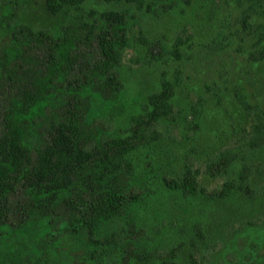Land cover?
<instances>
[{
    "label": "trees",
    "instance_id": "obj_1",
    "mask_svg": "<svg viewBox=\"0 0 264 264\" xmlns=\"http://www.w3.org/2000/svg\"><path fill=\"white\" fill-rule=\"evenodd\" d=\"M42 1L55 13L85 0ZM104 1L129 3L138 12L160 16L181 0ZM16 14L15 7H0L5 45L0 47V264H55L52 255L59 254L66 238L82 239L72 257L80 251L94 264H172L174 256L157 252L155 237L134 214L156 193L154 183L184 201L203 196L226 203L235 196L250 197L249 168L242 164L231 172L235 160L228 153L207 166L212 177H225L209 193L190 174L157 178L149 173L152 182L135 183L131 156L152 144L146 131L169 118L163 104L171 99L175 83L166 78L158 102L131 116L121 133L106 139L98 122L86 120L96 100L109 104L111 117L125 111L118 70L127 42L126 11L100 17L88 34L77 22L57 35L19 28L18 37L12 23ZM169 55L174 61L181 58L176 45ZM251 58L264 61V47ZM254 130L259 133L263 126ZM119 222L123 225L113 229Z\"/></svg>",
    "mask_w": 264,
    "mask_h": 264
},
{
    "label": "rangeland",
    "instance_id": "obj_2",
    "mask_svg": "<svg viewBox=\"0 0 264 264\" xmlns=\"http://www.w3.org/2000/svg\"><path fill=\"white\" fill-rule=\"evenodd\" d=\"M5 4L17 9L15 37L20 29L57 35L77 22L88 34L105 14L127 12V42L118 70L125 111L111 117L109 104L96 100L86 120L98 122L106 139L121 133L131 116L158 102L166 78L175 83L171 99L163 104L169 118L149 128L145 137L152 144L131 156L135 183L152 182L151 174H190L209 193L225 177H212L207 166L228 153L235 160L231 172L247 164L251 190L250 197L239 195L226 203L203 196L184 201L156 182V193L134 211L138 224L155 237L160 255L174 256L172 264H264V61L251 58L264 47V0H181L160 16L104 0H85L55 13L42 0H0V7ZM2 41L0 33V47L5 46ZM174 45L178 61L169 55ZM239 98L251 109L245 110ZM256 125L263 130L256 133ZM255 139L262 141L260 146ZM82 243L80 238L64 239L53 262L94 264L80 251L72 257Z\"/></svg>",
    "mask_w": 264,
    "mask_h": 264
}]
</instances>
